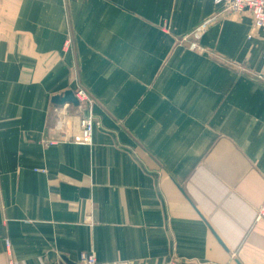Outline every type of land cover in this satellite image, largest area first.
I'll list each match as a JSON object with an SVG mask.
<instances>
[{"label": "crops", "instance_id": "0c3cea01", "mask_svg": "<svg viewBox=\"0 0 264 264\" xmlns=\"http://www.w3.org/2000/svg\"><path fill=\"white\" fill-rule=\"evenodd\" d=\"M0 2V264H264L248 16L240 46L212 0ZM79 87L101 127L50 145L80 135V106L53 102Z\"/></svg>", "mask_w": 264, "mask_h": 264}, {"label": "built area", "instance_id": "2783aa9c", "mask_svg": "<svg viewBox=\"0 0 264 264\" xmlns=\"http://www.w3.org/2000/svg\"><path fill=\"white\" fill-rule=\"evenodd\" d=\"M214 6L222 10V12H229L234 14H240L245 11H250L253 21L254 28L257 30L264 28V0H212ZM213 23L212 18L208 19L204 26ZM72 45L71 39H67L65 42V48L70 51ZM262 61L264 63V54L262 56ZM86 95L83 91L77 93L76 97L80 104L83 103ZM93 123L90 119L82 123V133L81 136L75 138L74 143L88 146L91 144V138L93 134ZM264 219V208L260 210L257 220ZM10 249V245H8ZM80 264H101L98 262L97 257L92 253H83L80 256ZM113 264H129L127 262H117Z\"/></svg>", "mask_w": 264, "mask_h": 264}, {"label": "rangeland", "instance_id": "374dc122", "mask_svg": "<svg viewBox=\"0 0 264 264\" xmlns=\"http://www.w3.org/2000/svg\"><path fill=\"white\" fill-rule=\"evenodd\" d=\"M0 5H3V2H0ZM5 5H8V3H6ZM229 14H230V15H237L238 17L240 16V17H239V26H236V36L240 38V46H241V45H245V44H246L245 37H246L247 33L250 31V28L246 26V21H248V20H247V16L251 19V21H253V17H252V15H251L250 11H245V12L240 13V14L227 13V15H229ZM253 23H254V21H253ZM253 29H254L255 31L257 30V29L254 28V25H253ZM249 38H250V37H249ZM67 39H71V38L68 37ZM67 39H66V40H67ZM255 39H257L256 42L258 43V45H259V44H263V47H264V28H263V29H260V31L258 32V34H256ZM71 41H72V40H71ZM65 42H66V41H65ZM71 48H72V45H71ZM63 49H64V51H65L66 53L69 52V50L66 49L65 46L63 47ZM70 50H71V49H70ZM227 64H229V63L227 62ZM246 64H247V63H243V67L241 68V71H242L243 73H247L250 77L252 76V77H254L255 79L261 81V80H262V77H264V74L262 73V72H263L262 69H257V71H255V72L252 73L250 68H249V69H248V68L246 69V66L248 67V65H246ZM80 91H83L84 94L86 95L85 97H83V98H84L83 103H82V104L79 103V106H80V109H81V113H82V117H81V119H80L81 133H82V123H83L84 121L88 120V119H90V120L92 121V123H93V127H94V129H93V133H94L95 129L101 127V121L98 120V119L96 118L95 114H94V106H95L96 101L94 100V97H92V95L89 93V91H87V90H86L85 88H83V87H79V88L75 91L74 94H75V98H76V99H77L76 95H77V93L80 92ZM77 101H78V99H77ZM78 102H79V101H78ZM81 133H80L79 136H81ZM79 136H77V137H79ZM77 137H74V138H72V139H62L61 141H53V142L50 141V145H51V144H54V143H57V142H58V143H59V142H71V143L75 144V143H74V140H75V138H77ZM92 139H93V134H92V138H91V144H92ZM91 144L88 145V146H91ZM77 145H80V144H77ZM83 146H85V145H83ZM263 208H264V205L259 209V212H260V210L263 209ZM259 212H258V215H259ZM82 254H83V253H82ZM88 254H92V252H91V253H88ZM93 254H94V253H93ZM94 255H95V254H94ZM95 256H96V255H95Z\"/></svg>", "mask_w": 264, "mask_h": 264}, {"label": "water", "instance_id": "95a60500", "mask_svg": "<svg viewBox=\"0 0 264 264\" xmlns=\"http://www.w3.org/2000/svg\"><path fill=\"white\" fill-rule=\"evenodd\" d=\"M53 102L57 105L73 104L75 106L79 105V102L75 98V94L72 91H67L64 95L56 97Z\"/></svg>", "mask_w": 264, "mask_h": 264}]
</instances>
